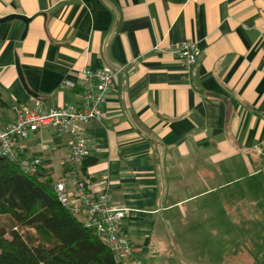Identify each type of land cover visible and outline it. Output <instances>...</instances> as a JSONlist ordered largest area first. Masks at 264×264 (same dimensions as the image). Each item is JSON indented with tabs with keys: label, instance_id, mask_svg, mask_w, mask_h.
Here are the masks:
<instances>
[{
	"label": "crops",
	"instance_id": "0c3cea01",
	"mask_svg": "<svg viewBox=\"0 0 264 264\" xmlns=\"http://www.w3.org/2000/svg\"><path fill=\"white\" fill-rule=\"evenodd\" d=\"M9 14L29 20L0 22L3 123L16 104L80 106L62 80L113 71L101 119L78 127L83 174L126 209L141 264H264V0H0ZM187 40L189 73L171 50ZM70 143L51 127L18 140L53 181Z\"/></svg>",
	"mask_w": 264,
	"mask_h": 264
},
{
	"label": "built area",
	"instance_id": "2783aa9c",
	"mask_svg": "<svg viewBox=\"0 0 264 264\" xmlns=\"http://www.w3.org/2000/svg\"><path fill=\"white\" fill-rule=\"evenodd\" d=\"M172 52L181 60L184 71L189 73L196 63L199 47L196 42L187 40L171 45ZM264 72V70H263ZM78 84L71 79H63L62 85L81 88L83 102L80 106H57L34 110L24 104L13 107L11 121L2 122L0 107V156L15 163L24 173L37 176L44 167L40 155H24L18 140L30 132L44 128H54L59 133L71 135L70 152L63 162V171L53 183L59 202L96 237L112 251L115 264H141L136 256L139 247L134 245L122 231L120 220L126 209L112 205L108 192L103 188L94 192L89 180L81 170L86 158V139L79 132V125L102 117V106L106 94L114 83V73L110 68H86L82 71ZM39 105V101L36 102Z\"/></svg>",
	"mask_w": 264,
	"mask_h": 264
},
{
	"label": "trees",
	"instance_id": "16d2710c",
	"mask_svg": "<svg viewBox=\"0 0 264 264\" xmlns=\"http://www.w3.org/2000/svg\"><path fill=\"white\" fill-rule=\"evenodd\" d=\"M53 183L48 169L31 176L0 156V217L8 221L0 223V264H115L110 248L59 202Z\"/></svg>",
	"mask_w": 264,
	"mask_h": 264
},
{
	"label": "water",
	"instance_id": "95a60500",
	"mask_svg": "<svg viewBox=\"0 0 264 264\" xmlns=\"http://www.w3.org/2000/svg\"><path fill=\"white\" fill-rule=\"evenodd\" d=\"M14 18L21 19V20L24 21L25 23H27L28 20H29L27 17H25V16H23V15H19V14H9V15H6V16H4V17H1V18H0V22L7 21V20H11V19H14ZM16 67H17V71H18V75H19V77H20V80H21L22 83H23L22 75H21V73H20V69H19L17 63H16ZM23 85H24V83H23Z\"/></svg>",
	"mask_w": 264,
	"mask_h": 264
},
{
	"label": "rangeland",
	"instance_id": "374dc122",
	"mask_svg": "<svg viewBox=\"0 0 264 264\" xmlns=\"http://www.w3.org/2000/svg\"><path fill=\"white\" fill-rule=\"evenodd\" d=\"M7 222H8V221H7L6 218H4V217H2V216L0 217V223H1V224H7ZM162 264H163V262H162Z\"/></svg>",
	"mask_w": 264,
	"mask_h": 264
}]
</instances>
